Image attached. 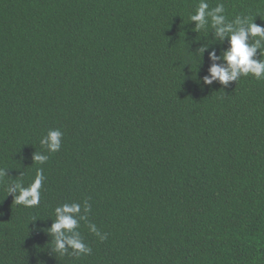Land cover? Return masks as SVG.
<instances>
[{"label":"trees","instance_id":"trees-1","mask_svg":"<svg viewBox=\"0 0 264 264\" xmlns=\"http://www.w3.org/2000/svg\"><path fill=\"white\" fill-rule=\"evenodd\" d=\"M204 2L197 31L200 0H0V264H264V78L204 83L207 13L264 27V0ZM64 204L89 254L56 249Z\"/></svg>","mask_w":264,"mask_h":264},{"label":"clouds","instance_id":"clouds-1","mask_svg":"<svg viewBox=\"0 0 264 264\" xmlns=\"http://www.w3.org/2000/svg\"><path fill=\"white\" fill-rule=\"evenodd\" d=\"M209 4L200 0L195 14L190 16L192 21L196 22V30L199 31L208 21L206 20V10ZM223 4H218L207 15L211 17V26L215 29V33L221 40L227 37L229 48L224 51L223 59L226 66L213 64L209 69V76L204 77V83L211 84L213 80H218L221 84L227 85L231 81H236L241 75H253L256 79L264 78V59H256L258 49H262L261 41H264V27L254 23L248 17L241 18L237 16L234 21L225 23L226 16L224 14ZM236 25L237 27H234ZM246 25V27H245ZM258 37L253 44H249V37ZM202 52L204 49H201ZM264 56V50L260 52ZM210 59H218L215 52L209 54ZM62 132L59 129L49 130L47 135L41 139L40 143L46 145L50 152H56L61 146ZM46 155L39 153L34 155V160L39 163L47 161ZM5 172L0 169V177ZM44 180L43 171L38 170L36 178L28 186L23 187L17 185L16 188L7 186L8 195L18 189L19 194L15 195L14 201L17 204H23L26 207L36 206L40 202V188ZM80 206L72 204L71 206L64 204L55 209L56 220L51 225L50 231L57 234L56 249L63 251L65 246L71 247L79 254H89L91 248L82 240L77 238H69L64 236L62 230H72L77 228V220L72 215L78 213ZM88 210V209H86ZM90 231L100 235L94 224L89 225ZM101 239H104L101 236Z\"/></svg>","mask_w":264,"mask_h":264}]
</instances>
